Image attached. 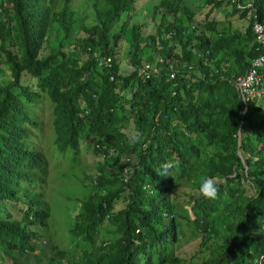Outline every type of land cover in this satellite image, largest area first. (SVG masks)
Listing matches in <instances>:
<instances>
[{
  "label": "trees",
  "instance_id": "trees-1",
  "mask_svg": "<svg viewBox=\"0 0 264 264\" xmlns=\"http://www.w3.org/2000/svg\"><path fill=\"white\" fill-rule=\"evenodd\" d=\"M139 1L0 0V264H30L34 228L47 225L33 190L46 175L32 144L42 104L66 166L49 181L77 179L83 138L102 162L79 180L90 187L69 231L79 253L37 246L41 264H264V96L243 99L236 87L262 54L252 25H264V0H197L196 13L185 0ZM119 41L130 48L123 66ZM257 72L264 89V62ZM165 161L176 163L171 176L197 181L177 188L158 175ZM205 177L217 178L215 199L200 198ZM175 208L201 234L187 259L172 251Z\"/></svg>",
  "mask_w": 264,
  "mask_h": 264
},
{
  "label": "rangeland",
  "instance_id": "rangeland-1",
  "mask_svg": "<svg viewBox=\"0 0 264 264\" xmlns=\"http://www.w3.org/2000/svg\"><path fill=\"white\" fill-rule=\"evenodd\" d=\"M145 0H140L139 4H142ZM74 5L78 6L81 9L82 0H73ZM192 12H197V0H185L183 2ZM230 8L227 7L226 9L218 8L216 9V15L222 17L225 12H227ZM81 16H84L81 14ZM90 13L87 12L85 18L83 17L80 19L73 27V35L76 34L79 26L81 24L89 25ZM223 18V17H222ZM133 20V19H131ZM235 23V22H233ZM149 30V25H146L144 32L146 33ZM47 52L46 49L43 50L45 54ZM117 54L119 57V65L123 66L129 55H130V48L129 45L125 41L118 42V49ZM3 64H0V75L3 74ZM2 68V69H1ZM49 108L46 104H42L41 109L38 111V119L40 120L39 124V131L37 135H35V143H32L34 148H37L39 152L43 154V158L45 159V170L46 175L44 182H41L37 186L33 188L34 191L41 192L39 199L42 202V207L47 211L49 217L47 219V225L45 227L34 228L39 235V239L33 242V245L36 247L34 253V257L30 258V264H41V254L38 252V247H42L44 251L48 252L50 250V246H58L60 249H66V257L70 259L77 256L81 249L82 242L79 238H73L69 231L70 227L72 226L73 214L76 212L79 201L77 198H81L86 192L89 191L90 187H84L85 185H81L79 180L84 181L85 184L87 177H84L82 172L87 173L90 175L95 170L96 166L100 164L102 158L100 156H96L92 152V138H83L80 140L79 143V151L77 154L78 161L75 170V177L71 184L67 186H60L56 184L55 181L51 180V175L54 174V177L57 176V171L65 168V160L59 153H53V148L51 147V126H50V113ZM127 130V133L132 131L133 122L130 118H128L124 122ZM33 139V138H32ZM53 153V155H52ZM72 160L67 161V174H71L69 169ZM53 180V179H52ZM170 180L176 181L175 186L177 188L185 189L191 187L196 182L197 179L194 181L181 179L178 180L175 175L167 177V181ZM166 181V182H167ZM177 191H173V195L176 194ZM69 197V202L66 199ZM7 206L5 209H8ZM184 209L188 212V216L190 219L193 218V214L190 209V204L185 205ZM14 217H18L17 213H13ZM183 211L175 208L174 217L177 222L180 224V228H177V240L172 244V251L175 255L180 256L184 259L189 258V256L194 253L199 246L201 234L192 229V225L188 224L185 219L182 217ZM181 230V231H180ZM182 233V234H181ZM103 238L101 232H99L98 236L94 238L95 241H99ZM3 262V260H1ZM3 264V263H1Z\"/></svg>",
  "mask_w": 264,
  "mask_h": 264
},
{
  "label": "built area",
  "instance_id": "built-area-1",
  "mask_svg": "<svg viewBox=\"0 0 264 264\" xmlns=\"http://www.w3.org/2000/svg\"><path fill=\"white\" fill-rule=\"evenodd\" d=\"M252 32L255 36V40L259 44V47L262 50V54L250 61V65L245 70L244 74L237 78L236 87L243 99L251 96H264V89L259 88V74L257 72V67L264 62V25L259 22H254L252 25ZM108 62L109 59L106 58ZM148 64L144 66L143 70L140 73H146L148 69ZM152 72L156 71V68L151 69ZM139 73V74H140ZM173 74L171 75V77ZM264 228V220L262 222ZM260 261V257L257 259H252L251 264H257Z\"/></svg>",
  "mask_w": 264,
  "mask_h": 264
},
{
  "label": "clouds",
  "instance_id": "clouds-1",
  "mask_svg": "<svg viewBox=\"0 0 264 264\" xmlns=\"http://www.w3.org/2000/svg\"><path fill=\"white\" fill-rule=\"evenodd\" d=\"M133 139L139 142V137L134 136ZM176 166V163L165 161L161 164L158 175L162 177H171V170ZM200 198L203 200H211L217 197L219 188L216 177H205L200 182L198 188Z\"/></svg>",
  "mask_w": 264,
  "mask_h": 264
}]
</instances>
